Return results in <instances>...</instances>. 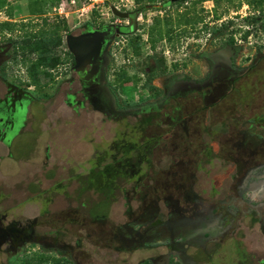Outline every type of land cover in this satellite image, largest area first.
Here are the masks:
<instances>
[{"label": "flooded vegetation", "instance_id": "1", "mask_svg": "<svg viewBox=\"0 0 264 264\" xmlns=\"http://www.w3.org/2000/svg\"><path fill=\"white\" fill-rule=\"evenodd\" d=\"M170 3L182 7L188 0H162L155 7L166 11ZM135 11V24L130 18L86 22L65 35L60 55L48 52L54 64L44 72L50 84L58 79L48 97L58 109L70 111L61 124H79L68 136L81 145L79 151L93 150L95 163L77 173V203L65 210L63 223L42 219L50 211L44 208L25 219L0 213V256L5 262L23 255L29 244L54 250L72 264H95L101 251L114 253L109 255L114 264H129L134 256V264H264V41L247 63L237 61L234 41L204 47L195 54L206 60L203 69L184 68L156 85L154 98L123 104L106 71L119 37L139 30L143 10L125 12ZM176 13L180 21L168 38L203 37L204 18L196 30L188 8ZM103 27L115 32L101 44L107 62L102 72L88 77L89 64L83 73L74 69L67 36ZM16 49L14 39L0 42V104L12 117V129L18 113L27 109L25 130L34 116L32 106L40 102L30 87L7 77ZM108 123L112 127H103ZM39 135L37 130L32 151ZM6 139L0 133L4 145H12ZM71 160L63 166H71ZM83 161L80 167L90 163ZM118 199L121 208L114 211Z\"/></svg>", "mask_w": 264, "mask_h": 264}, {"label": "rangeland", "instance_id": "2", "mask_svg": "<svg viewBox=\"0 0 264 264\" xmlns=\"http://www.w3.org/2000/svg\"><path fill=\"white\" fill-rule=\"evenodd\" d=\"M159 1L162 0H0V42L19 40L28 35L40 36L49 44L50 56L55 57L60 55V45L69 31L86 22H119L121 18L113 14L112 8L121 12L141 9L143 12L139 30L130 36L119 37L118 40L122 42L114 50L112 64L106 71L118 99L125 104L127 101L138 103L154 98L156 85H161L166 77L175 72H181L184 68L203 69L206 60L195 54L204 47L211 50L230 42V38H235L233 41L239 48L237 61L247 63L251 60L254 49L260 46L261 40L264 41V0H188L182 7L170 3L166 11L155 7ZM60 3H64V7L59 10ZM183 8H188V13L192 14L189 20L195 21L196 30L207 24L208 29L203 37L190 35L186 39L168 38V34L174 31L173 26L180 21L176 16L177 9ZM201 18L207 22L202 24ZM248 24H252V29L257 31L254 33L256 37L248 39L239 36L240 33L244 34ZM57 38L61 42L52 45ZM36 59V54L17 50L7 68L8 79L30 87L29 91L33 92L40 103L32 106L34 116H30L25 130L21 129L25 125L26 114H29L27 109L18 113L21 117L14 119L12 129V117L6 106L0 104V133L5 132L8 139L6 141L12 144L5 146L0 140V213H8L9 218L25 219L37 215L42 208L49 209L48 213H41V218L53 224L52 221H62L65 210L69 206L72 208L74 202L77 203V198H73L77 190V173L81 171L83 174L87 172V168L92 169L95 156L93 150L79 151L81 145L74 138H69L80 128L79 124L62 125L64 113L70 114V111L58 109L48 97L53 93L58 79L50 84L46 73H42L39 82L34 83L26 74L28 64ZM3 91L4 86L0 85V94ZM61 114L64 116H60ZM93 124L96 126L95 122ZM84 125L82 123L81 127L84 128ZM112 125L108 123L103 127L110 128ZM37 130L41 134L37 142L39 145L32 151ZM87 158L90 163L80 167L81 161ZM68 159H72L71 166H63ZM43 160H46L45 163ZM76 160V166H72ZM84 177L85 175L82 176ZM95 184L94 182L93 185ZM63 193L72 198V205L68 199L66 201ZM85 200L88 201L86 198ZM121 201L118 199L113 204L114 211L121 208ZM21 252L31 258L32 262L41 257L47 260L41 261V264H53V260L63 259L56 251L45 250L36 245H24ZM110 254L114 255L112 252H99L98 256H94L95 264H114L109 260ZM23 255L5 262L0 256V264H12L13 260L24 257ZM137 260L134 256L129 259V264H134Z\"/></svg>", "mask_w": 264, "mask_h": 264}, {"label": "water", "instance_id": "3", "mask_svg": "<svg viewBox=\"0 0 264 264\" xmlns=\"http://www.w3.org/2000/svg\"><path fill=\"white\" fill-rule=\"evenodd\" d=\"M112 12L120 18H130L132 24H135L136 16L139 14V11L129 14L128 12H121L116 8H112ZM117 31L123 32V28L118 26ZM114 33L115 32L112 28L103 27L95 31L83 33L79 36L69 34L67 36V42L69 49L75 56L74 69L77 72L83 73L85 72L86 66L89 64L91 69L87 72L88 77L102 72L104 65L107 62V58L101 53V44L106 42L105 40L107 39V36L108 39L112 38ZM102 60L103 64L100 65Z\"/></svg>", "mask_w": 264, "mask_h": 264}, {"label": "trees", "instance_id": "4", "mask_svg": "<svg viewBox=\"0 0 264 264\" xmlns=\"http://www.w3.org/2000/svg\"><path fill=\"white\" fill-rule=\"evenodd\" d=\"M248 33L249 32L247 31L244 34V37H246V35ZM230 40L232 43L233 39L230 38ZM60 42H61L60 38H57V40L55 42H52V45H58ZM48 45L49 44L45 40H43V38H41L40 36L38 37V36L28 35V36H24L23 38H20L19 40L16 39V46L18 47V49H16V51L21 50V51H26L27 53L37 55V59L28 64L27 73H26L27 75L30 76L31 80L34 83H38L41 74L45 73L44 67L54 64V63H52L53 58H50L47 56L48 52H51ZM49 62H51V63H49ZM27 259H29V260H27ZM30 259L31 258H28L27 256L20 257V258L17 257L15 260L12 261L13 262L12 264H41L42 263L41 261L46 260V259L41 257L39 260H33L34 262H32V260H30ZM46 261H45V263H46ZM51 262H52V260H51ZM47 264H49V263H47ZM53 264H68V262L63 260V259H56V260H53Z\"/></svg>", "mask_w": 264, "mask_h": 264}, {"label": "built area", "instance_id": "5", "mask_svg": "<svg viewBox=\"0 0 264 264\" xmlns=\"http://www.w3.org/2000/svg\"><path fill=\"white\" fill-rule=\"evenodd\" d=\"M66 3H67V2H66ZM61 7H64V3H60L59 6H58V9L60 10ZM59 10H58V12H59ZM248 25H250V26H248ZM248 25H247V27L245 28L246 30L244 31V34H245L247 31L250 32L249 35L247 36V38L250 39L252 36H254V33L257 32V31H254V30L252 29V24H248ZM258 25L260 26V24H257V26H258ZM244 34H243V35H244ZM243 35H242V33L239 34L240 37L243 36Z\"/></svg>", "mask_w": 264, "mask_h": 264}]
</instances>
